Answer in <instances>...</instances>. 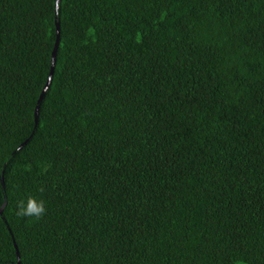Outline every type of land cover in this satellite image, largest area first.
I'll list each match as a JSON object with an SVG mask.
<instances>
[{
    "label": "trees",
    "instance_id": "16d2710c",
    "mask_svg": "<svg viewBox=\"0 0 264 264\" xmlns=\"http://www.w3.org/2000/svg\"><path fill=\"white\" fill-rule=\"evenodd\" d=\"M54 19L0 0V264H264V0H61L35 124Z\"/></svg>",
    "mask_w": 264,
    "mask_h": 264
},
{
    "label": "water",
    "instance_id": "95a60500",
    "mask_svg": "<svg viewBox=\"0 0 264 264\" xmlns=\"http://www.w3.org/2000/svg\"><path fill=\"white\" fill-rule=\"evenodd\" d=\"M60 1L61 0H55V19H54V22H55V26H56V40H55L54 47H53V50H52V53H51L50 69H49L48 77H47V80H46V84H45L44 89H43L42 93L40 94L39 99L37 100V104L35 106V111H34L35 124H37V122H38L40 99L43 97V94L45 93L46 89L48 88V86L50 84L51 77H52L53 70H54L55 59H56L55 58L56 57V49L58 47V42H59V7H60ZM31 135H32V133L30 134V136ZM28 139H26L23 143H21L16 148V150L20 149L25 144V142L28 141ZM4 167H5V164L3 165L2 169H1V172H0V182H1V188H2V191H3V198H4L3 204L0 206V214L2 213V210H3V208H4L5 204H6V195H5V192H4L5 186H4V179H3L4 178L3 177ZM15 248H16V246H15ZM16 256H17V264H21L20 256H19L17 251H16Z\"/></svg>",
    "mask_w": 264,
    "mask_h": 264
},
{
    "label": "clouds",
    "instance_id": "9594fccd",
    "mask_svg": "<svg viewBox=\"0 0 264 264\" xmlns=\"http://www.w3.org/2000/svg\"><path fill=\"white\" fill-rule=\"evenodd\" d=\"M47 169H45L46 171ZM40 192L44 188L39 189ZM16 215L18 217H35L37 220L42 218L47 213V208L43 200H38L33 196H28L27 199H21L16 205Z\"/></svg>",
    "mask_w": 264,
    "mask_h": 264
}]
</instances>
